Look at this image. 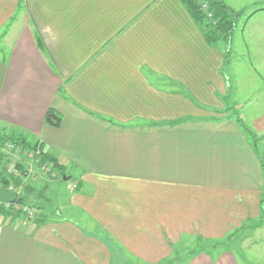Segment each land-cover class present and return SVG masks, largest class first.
Masks as SVG:
<instances>
[{
    "label": "crops",
    "instance_id": "obj_1",
    "mask_svg": "<svg viewBox=\"0 0 264 264\" xmlns=\"http://www.w3.org/2000/svg\"><path fill=\"white\" fill-rule=\"evenodd\" d=\"M222 1L243 14L227 66L181 0H0V126L75 179L57 217L0 213V264H164L188 241L184 264H241L264 241V0Z\"/></svg>",
    "mask_w": 264,
    "mask_h": 264
},
{
    "label": "rangeland",
    "instance_id": "obj_2",
    "mask_svg": "<svg viewBox=\"0 0 264 264\" xmlns=\"http://www.w3.org/2000/svg\"><path fill=\"white\" fill-rule=\"evenodd\" d=\"M240 33L241 30L237 29L234 32L233 38H235L236 35H239ZM227 47L228 50L233 49L231 48L232 47L231 43H229ZM233 58L234 55L233 52H231L230 60L232 61ZM235 75L243 92L249 85H253V82L250 81L249 76L245 73V70L243 71L241 70V68H238V72L235 71ZM256 86L257 85H255V87ZM238 111L240 113V110ZM244 114L245 113H240V117L246 119V114L245 115ZM7 129H11V128L6 126L3 127L0 126V132H5V131L8 132ZM258 147L261 151V154L264 157V140L258 143ZM0 151L4 155L3 156L4 158L1 161L2 165L0 167V174L2 178L3 177L17 178L15 180L16 181L15 185L20 198L24 199L26 203V207H28L30 210H32L35 213L32 219L28 218L22 212L5 211L7 214L4 215L6 216L14 215V217L16 216L22 219H26L27 221L36 222L37 220L36 211H38L39 207L44 203L45 200L46 203H44L43 207L46 210L45 212L40 210V212H43L44 217H46L47 219H52L53 217L59 216L61 214L62 209H59L58 203H61L62 201L65 200L66 198L65 195L67 193H71L75 179L73 178L65 182L63 180L64 179L63 175H61L57 170H55L50 163H44L42 159L39 156H36L33 151L25 150L21 146L16 145L14 142H5L3 146L0 145ZM11 164H15L17 166L20 165L22 170H19L16 174L13 172L10 173L8 170ZM30 170H32V172ZM4 184H2L3 188L13 189V187L10 186V183L8 185L7 184L4 185ZM18 213H20V215H17ZM43 222L44 220L42 218V220H40L39 223H43ZM193 248L194 245L191 242L189 243V241L185 245V249L183 248V245H179L178 247L174 248V258L176 260L172 259L174 261L171 260L172 262L169 263L167 262L164 264H176L178 262L182 264L181 263L182 261L185 260L187 261V258L189 256L188 254L192 252L191 250ZM237 251H240L239 257L241 264H247L246 260H244V253H246L248 258L252 260L251 262L248 261L251 264H264V241L260 242L257 245L246 247L244 248V251H241L239 249Z\"/></svg>",
    "mask_w": 264,
    "mask_h": 264
},
{
    "label": "trees",
    "instance_id": "obj_3",
    "mask_svg": "<svg viewBox=\"0 0 264 264\" xmlns=\"http://www.w3.org/2000/svg\"><path fill=\"white\" fill-rule=\"evenodd\" d=\"M210 4L211 10L213 11V20L207 19V16L205 13L201 10L200 5L198 4L197 0H181L182 3L185 4V6L188 8L190 13L195 17L197 22L202 26L204 31V36L207 40V42L211 45H217L219 42H224L228 44L231 42L232 36L234 32L238 28L237 20L243 16L242 13L238 14L234 10H232L230 7H228L222 0H207ZM231 51H227L225 54V66L228 64V60L230 58ZM236 121L239 124V126L253 139L257 140V136L254 134V132L248 128L242 119L239 116L238 112H235ZM62 116L61 114L55 109L50 108L45 116V122L54 127L59 128L62 124ZM8 132H0V145L3 146L5 142H14L16 145L21 146L23 149L28 151H33L36 156H39L44 163H50L51 166L57 170L61 175H65V172L63 171V168L61 167L60 163L58 162V159L51 154L49 151H47L40 141L37 139L27 136L23 134L22 132L16 130V129H7ZM2 159L3 155L0 151V167L2 165ZM19 170L21 169V166H18ZM264 167V165H263ZM12 177L5 178L1 176L0 174V185H8L11 182ZM10 181V182H9ZM0 189L7 190L6 188H3V186ZM5 187V186H4ZM17 204L21 206H26V203L24 199L20 198L18 196V199L16 201ZM1 214H7L3 209L0 210ZM37 213V220L36 222L39 223L40 220H42L43 214L40 212V208ZM17 215H20L18 213ZM182 264L186 263L185 261L181 262Z\"/></svg>",
    "mask_w": 264,
    "mask_h": 264
},
{
    "label": "built area",
    "instance_id": "obj_4",
    "mask_svg": "<svg viewBox=\"0 0 264 264\" xmlns=\"http://www.w3.org/2000/svg\"><path fill=\"white\" fill-rule=\"evenodd\" d=\"M198 4L201 7V10L205 13V15L207 16V19L209 20H213L214 16H213V11L211 10L210 4L207 0H197ZM10 147V146H9ZM10 173H17L19 171L18 166L15 164H11L9 166V170ZM32 172V170H30ZM9 190H12L11 188ZM0 209H3L4 211H11V212H22L24 213L28 218L34 217V212L32 210H30L28 207L26 206H21L19 204H8V203H0Z\"/></svg>",
    "mask_w": 264,
    "mask_h": 264
},
{
    "label": "water",
    "instance_id": "obj_5",
    "mask_svg": "<svg viewBox=\"0 0 264 264\" xmlns=\"http://www.w3.org/2000/svg\"><path fill=\"white\" fill-rule=\"evenodd\" d=\"M64 180H66L65 177ZM17 199H18V194L16 192H8V191L0 190V202L15 203Z\"/></svg>",
    "mask_w": 264,
    "mask_h": 264
}]
</instances>
